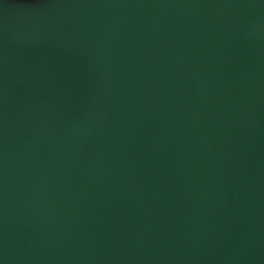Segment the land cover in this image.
Returning <instances> with one entry per match:
<instances>
[{"label":"water","instance_id":"obj_1","mask_svg":"<svg viewBox=\"0 0 264 264\" xmlns=\"http://www.w3.org/2000/svg\"><path fill=\"white\" fill-rule=\"evenodd\" d=\"M0 264H264V0L0 1Z\"/></svg>","mask_w":264,"mask_h":264},{"label":"rangeland","instance_id":"obj_2","mask_svg":"<svg viewBox=\"0 0 264 264\" xmlns=\"http://www.w3.org/2000/svg\"><path fill=\"white\" fill-rule=\"evenodd\" d=\"M11 8L23 9L24 7L29 9L41 8L47 3L54 2L55 0H0ZM21 7V8H20Z\"/></svg>","mask_w":264,"mask_h":264}]
</instances>
